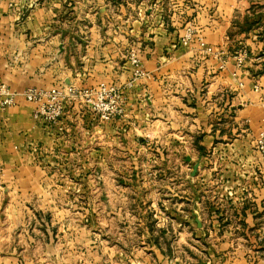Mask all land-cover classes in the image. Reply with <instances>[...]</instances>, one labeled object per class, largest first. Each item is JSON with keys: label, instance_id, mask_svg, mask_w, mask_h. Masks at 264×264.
I'll return each instance as SVG.
<instances>
[{"label": "crops", "instance_id": "0c3cea01", "mask_svg": "<svg viewBox=\"0 0 264 264\" xmlns=\"http://www.w3.org/2000/svg\"><path fill=\"white\" fill-rule=\"evenodd\" d=\"M189 26L216 55L181 43ZM131 49L147 78H133ZM0 83L17 93L106 83L125 104L110 122L67 104L48 125L17 98L0 116L1 199L57 200V184L93 182L67 179L75 158L82 171L101 167L99 184L133 190L136 221L123 232L132 224L141 239L134 264H264V0H0ZM143 156L154 177L124 176Z\"/></svg>", "mask_w": 264, "mask_h": 264}, {"label": "rangeland", "instance_id": "374dc122", "mask_svg": "<svg viewBox=\"0 0 264 264\" xmlns=\"http://www.w3.org/2000/svg\"><path fill=\"white\" fill-rule=\"evenodd\" d=\"M65 14L68 16L69 11L67 10ZM189 27L196 30L195 26ZM196 33L202 38L197 30ZM132 52L139 54L135 49L127 52L126 59L130 65ZM140 58L142 62L143 57L140 56ZM147 77L148 74L142 78ZM100 84L102 83L83 89L72 87L77 92L72 97L71 95L67 97L63 107L77 103L82 108L81 111L93 114L100 122L96 111L97 98L91 97L93 101L91 103L83 94L85 90H96ZM106 85L117 88L114 85ZM119 92L123 109L121 116H123L125 104L122 90L119 89ZM257 142L258 138L256 146ZM257 149L264 162V148ZM73 160L70 164L71 173L66 174L67 179L69 180L72 176L87 175L93 182L87 185L86 183L57 184V200L51 201L9 198L7 200L5 195L2 199L0 197L2 209L0 211V264H134L135 258L140 259L139 255L144 250L138 245L141 239L137 236L136 229L131 224V226L127 225L128 228L123 232V228L126 227L125 222L136 221L130 212L134 205L133 200L129 199L133 196L130 194L133 190L128 189L126 192L129 195H126L123 189H120L121 191L118 189L117 185L103 186L98 181L102 179V175H106L102 173L100 166L97 169L82 171L79 163L75 161L78 159ZM139 162L142 163V169L139 168L136 174L124 172L123 175L146 180L154 177L150 157L143 156ZM97 163L100 164L98 160H95V165ZM111 173L113 172L111 171L109 176H117L116 173ZM78 177L77 180H79ZM145 187L139 186V191L144 193V197L145 194L154 192L151 186ZM118 190L121 193L124 192L125 196H119ZM2 193L3 189L0 188V194ZM105 195H109V198H104ZM119 208L122 209L120 216ZM6 209L7 212L4 211ZM173 236L177 244L175 246L181 244L177 243L181 238L178 232L173 233ZM180 248L174 249L177 255L184 252Z\"/></svg>", "mask_w": 264, "mask_h": 264}, {"label": "built area", "instance_id": "2783aa9c", "mask_svg": "<svg viewBox=\"0 0 264 264\" xmlns=\"http://www.w3.org/2000/svg\"><path fill=\"white\" fill-rule=\"evenodd\" d=\"M192 41H197V44L204 50L206 54H215L212 48H209L204 43L203 39L197 36L196 30L193 27H188L185 30L182 38L184 45L190 44ZM216 55V54H215ZM235 66L237 69H242L249 59L248 53L245 50L239 51L234 55ZM130 63L134 68V79L137 80L147 74L143 71L141 58L138 53L130 54ZM255 92H260V88L255 86ZM76 89L68 87H53L47 90L38 88H28L23 92H13L6 84L0 83V116L1 114L16 106L17 98L21 97L26 102L33 104V118L36 121H41L48 125H53L58 122L63 114V103L68 96L75 95ZM82 94V93H81ZM84 96L89 102L93 103L91 97L97 98L96 111L99 114V119L103 122H110L116 117L122 115L121 95L118 88L100 84L96 90H85ZM262 109L264 112V96L262 97ZM264 125V115L262 118ZM264 127V126H263ZM257 148H264V128L258 136Z\"/></svg>", "mask_w": 264, "mask_h": 264}, {"label": "water", "instance_id": "95a60500", "mask_svg": "<svg viewBox=\"0 0 264 264\" xmlns=\"http://www.w3.org/2000/svg\"><path fill=\"white\" fill-rule=\"evenodd\" d=\"M188 160H189V158H188ZM198 165H199V164H196V165L193 167V172H192V174H191L192 177H195V176H196V174H197V170H198Z\"/></svg>", "mask_w": 264, "mask_h": 264}, {"label": "trees", "instance_id": "16d2710c", "mask_svg": "<svg viewBox=\"0 0 264 264\" xmlns=\"http://www.w3.org/2000/svg\"><path fill=\"white\" fill-rule=\"evenodd\" d=\"M261 74H262V72L257 73V75H261Z\"/></svg>", "mask_w": 264, "mask_h": 264}]
</instances>
